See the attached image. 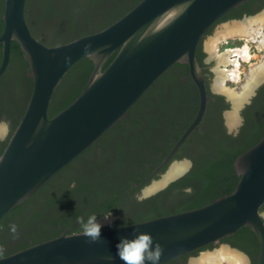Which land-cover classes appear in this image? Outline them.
I'll use <instances>...</instances> for the list:
<instances>
[{
    "label": "water",
    "instance_id": "95a60500",
    "mask_svg": "<svg viewBox=\"0 0 264 264\" xmlns=\"http://www.w3.org/2000/svg\"><path fill=\"white\" fill-rule=\"evenodd\" d=\"M249 0H140L104 29L67 43L46 46L35 38L25 20L26 0H3L0 33V76L10 59L11 42L17 43L32 78V90L18 124L0 154V221L57 173L68 166L120 120L145 92L174 64H185L198 94L196 113L149 178L168 167L177 150L201 122L208 94L196 48L209 28L226 12ZM87 46V51H85ZM115 53L110 63L105 62ZM87 58L93 69L79 95L63 110L48 117L53 93L66 72ZM218 72V71H217ZM218 75V74H217ZM259 77L254 86L262 82ZM214 79V84L215 81ZM253 86V88H254ZM212 90L217 92L214 87ZM254 92L251 89L250 93ZM249 93V95H250ZM229 110L239 111L227 96ZM226 125L229 130L233 126ZM0 126V134L3 132ZM187 167V162H183ZM167 179V172L152 191L164 189L184 174ZM165 168V169H166ZM238 181L228 195L200 208L113 228H101L92 242L84 232L61 235L0 257V264H124L116 255L121 237L148 233L153 247L167 264L210 244H217L243 227L258 242L256 264H264V137L238 155L233 163ZM223 247L236 249L223 245ZM150 264V262H146Z\"/></svg>",
    "mask_w": 264,
    "mask_h": 264
},
{
    "label": "trees",
    "instance_id": "16d2710c",
    "mask_svg": "<svg viewBox=\"0 0 264 264\" xmlns=\"http://www.w3.org/2000/svg\"><path fill=\"white\" fill-rule=\"evenodd\" d=\"M139 1L84 0L78 4L76 0H26L25 20L35 36V26L39 28L51 21L52 35L39 41L55 46L104 29ZM1 3L2 14L3 0ZM2 27L1 22L0 33ZM195 54L201 65L200 44ZM114 56L115 53L103 68ZM92 69L93 63L83 58L66 72L53 93L48 117L66 108L79 95ZM31 90L28 65L13 41L8 68L0 76V121H6L9 127L6 139L0 142V154L25 110ZM253 103L249 111L242 112L244 122L236 136L226 134L219 117L214 124L203 118L183 143L193 140L198 130H204L190 156L192 168L164 189L139 200L141 188L150 182L149 175L197 110L198 94L188 77V67L174 64L97 143L0 221V257L63 232H84L78 217H84L86 222L91 214L99 218L111 212L115 220L104 228H113L200 208L230 194L238 181L233 168L236 157L264 137V86ZM222 106L227 109V105ZM182 157L180 150L173 160ZM260 210H264V205ZM12 224L17 226L15 234L10 231ZM224 240L256 263L258 242L247 227Z\"/></svg>",
    "mask_w": 264,
    "mask_h": 264
},
{
    "label": "bare ground",
    "instance_id": "6f19581e",
    "mask_svg": "<svg viewBox=\"0 0 264 264\" xmlns=\"http://www.w3.org/2000/svg\"><path fill=\"white\" fill-rule=\"evenodd\" d=\"M264 13L254 18H248L244 21L234 23L232 25H226L224 29L210 40L208 49L214 52L215 58L219 64L223 65L217 74L218 78L213 85L215 90L227 94L237 106L242 103L249 95L254 84L259 77L264 75V55L262 59H258L256 62H252L249 53V44L255 45V49L258 52L264 53ZM238 40L242 42V47L239 46L235 49H227L224 53H216V49L219 45L226 44L228 41ZM248 64V71L242 73L240 71L241 65ZM230 67L227 69V67ZM241 73L244 74V81L241 79ZM240 85V91L238 87H228L226 82ZM228 125L234 126L237 122L236 114L229 113L226 119ZM174 163L170 170L167 172V179L172 178L180 174L186 167L184 163ZM159 184H152L145 191H152ZM244 264L243 257L236 251L228 248H222L219 251L211 254L201 256L194 260L192 264Z\"/></svg>",
    "mask_w": 264,
    "mask_h": 264
},
{
    "label": "flooded vegetation",
    "instance_id": "af4514ba",
    "mask_svg": "<svg viewBox=\"0 0 264 264\" xmlns=\"http://www.w3.org/2000/svg\"><path fill=\"white\" fill-rule=\"evenodd\" d=\"M251 1V2H250ZM264 8V0H249L245 3H243L242 5L233 8L235 9L234 11L229 10L228 12H226L222 17H220L210 28L209 30L206 32V35H208L212 29L214 28V26L218 25V24H224V23H230V22H236V21H240L243 19H247L250 17L255 16L256 14H258L262 9ZM1 10H2V3L0 0V24L2 22V14H1ZM231 11V12H230ZM3 24V23H2ZM34 26V25H33ZM35 35H33L35 38L39 39H45L49 36L52 35L53 33V28L51 27V25L47 26V25H41L39 26V28H36L35 26ZM204 39V38H203ZM202 39V40H203ZM202 40L199 43L200 44V58H201V70H202V74L204 77V81H205V86H206V90H207V94H208V99H207V106H206V110L204 113L203 118L204 119H208V123L210 124H214L217 121V118L219 117L220 119H222V126L226 132V134L231 135V136H236L239 131L240 128L243 125L244 119L242 116V112L245 110H250L251 107H253V102L254 100L257 98L258 95V91L261 87L264 86V81H262L260 84L257 85L256 89L253 92V95L251 98L248 99L247 102L244 103L243 107L241 108V110L239 111V118L240 121L238 123H236L231 130L228 129L227 125H226V120L224 117V113L229 110V101L227 100V94L223 93V92H215L212 90V87H214V80H213V85L210 84L212 78L214 77V79L218 78L217 75V67L215 66L216 64H218V60L215 58L214 56V52L210 51L208 48L205 50L202 47ZM238 41V40H230L227 43L230 44V46H240L242 43ZM228 44H222L220 45V47H218L216 49V53H220L222 50L226 51V46H229ZM254 47V45H253ZM0 61H1V46H0ZM189 77V76H188ZM220 101V103H219ZM222 105H227V109H223ZM207 107H209L207 109ZM202 118V119H203ZM202 121V120H201ZM201 123V122H200ZM199 123V125H200ZM198 125V127H199ZM5 126H7V133L6 135H4V133L2 132L0 134V142L4 141L8 135L9 132V127L8 124H6ZM198 127L196 129H198ZM195 131V130H194ZM204 132V130H198V134H196L195 138H193V140L187 142L186 144H182L181 147L177 150L180 151L183 155V157L181 159L185 160L188 164L186 167V170L184 171V173L186 174L191 168H192V160L190 159V156L192 155L193 150L197 147V139L199 138V134L201 135ZM191 135V134H190ZM189 135V137H190ZM188 139V138H187ZM184 143V142H183ZM178 159V160H181ZM158 173V172H157ZM156 173V174H157ZM156 174L154 176H152L151 179H156L158 176H156ZM151 176V174L149 175V177ZM147 188V187H146ZM142 189V188H141ZM139 200H141L138 197ZM144 199V198H142ZM264 211V210H262ZM64 233V232H63ZM218 245H226L229 246L230 248H233L230 246V244L225 241L224 239L220 240L219 243L217 244H210L207 245L199 250L193 251L187 255L181 256L179 258H176L175 260L167 263V264H192V262L195 260V258L197 255L202 254L204 252H209L210 250H213L216 246ZM226 248V247H225ZM229 249V248H228ZM236 249V248H233ZM232 250V249H230ZM237 251H239V254L243 257L244 259V264H256L247 253L242 252L238 249H236ZM234 251V250H233ZM238 253V252H237ZM193 259V260H191ZM257 261V260H256ZM222 264H227V263H222Z\"/></svg>",
    "mask_w": 264,
    "mask_h": 264
},
{
    "label": "clouds",
    "instance_id": "9594fccd",
    "mask_svg": "<svg viewBox=\"0 0 264 264\" xmlns=\"http://www.w3.org/2000/svg\"><path fill=\"white\" fill-rule=\"evenodd\" d=\"M85 51H87V46ZM0 124L6 125L7 122L0 121ZM186 191H190V189ZM110 217L111 212L103 216L104 221H109L110 224ZM78 222L81 224L85 236L90 238L92 242L100 239L103 224L98 222V217L95 214L89 215L86 222L84 217H78ZM10 231L15 234L17 226L15 224L10 225ZM116 249V255L124 264H146V262L158 264L162 254L161 246L157 243L153 247V239L148 233H138L131 239L127 236L121 237Z\"/></svg>",
    "mask_w": 264,
    "mask_h": 264
},
{
    "label": "rangeland",
    "instance_id": "374dc122",
    "mask_svg": "<svg viewBox=\"0 0 264 264\" xmlns=\"http://www.w3.org/2000/svg\"><path fill=\"white\" fill-rule=\"evenodd\" d=\"M57 1H59V0H57ZM84 0H76V2L78 3V4H82V2H83ZM33 10H32V14H33ZM262 13H264V8L258 13V14H256L255 16H253V17H250V18H254V17H256V16H259L260 14H262ZM248 19V18H247ZM245 19H243V21H244ZM240 21H242V20H240ZM240 21H236V22H230V23H224V24H218V25H216V26H214V28L212 29V31L208 34V35H206V37H204V39L202 40V47L206 50L207 49V47H208V45H209V43H210V40L211 39H213V38H215V36L217 35V34H219L223 29H224V27L226 26V25H232V24H234V23H237V22H240ZM51 24V21H45L44 22V25H50ZM263 27H264V25H263ZM240 43V42H239ZM242 43V42H241ZM229 46H226V49H228V48H230V47H234V46H230V44H228ZM237 46V45H236ZM255 46V45H254ZM218 47H220V45L218 46ZM249 49H250V51H249V53H250V56H251V61L252 62H256L258 59H262L261 57L264 55V53H261V52H258L257 50H255L254 49V47H253V45L252 44H249ZM225 50V49H224ZM224 50H222L219 54H222V53H224L225 51ZM216 67H217V70L219 71L221 68H223V65L222 64H216L215 65ZM230 67L228 66L227 67V69H229ZM241 69H240V71L242 70V73H244V72H247L248 71V64H242L241 65V67H240ZM241 73V79H242V81H244V79H245V77H244V74H242ZM213 80H214V77L212 78V80H211V82H210V84L211 85H213ZM262 81H264V79L262 80ZM226 84H227V86L228 87H238V91H240V85H236V84H233V83H231V82H226ZM257 87V86H256ZM256 87L254 86V88H252L253 90H255L256 89ZM252 95H253V93L251 94L250 93V95H248L246 98L247 99H249V98H251L252 97ZM247 102V101H246ZM245 103V102H244ZM0 126H1V124H0ZM7 126H3V133H4V135H6V133H7ZM177 162V164H180V163H183L185 160H183V159H181V160H176ZM174 164V162H172V163H170L169 165H168V167L164 170V172H162L160 175H159V177H157L156 179H154V180H160L161 178H162V176H164L165 174H166V172H168V170H170L171 169V167L172 166H174L173 165ZM176 164V165H177ZM185 174V173H184ZM183 174V175H184ZM183 175H181V176H183ZM180 176V177H181ZM179 177V178H180ZM150 186H152V181H150L147 185H145L141 190H140V193H139V195H138V197L139 198H141L142 197V191H144V189H147V188H149ZM147 187V188H146ZM162 190V189H161ZM160 191V190H159ZM158 191V192H159ZM157 193V192H156ZM155 194V193H154ZM154 194H152V195H154ZM151 194L149 195V196H146L145 198H147V197H150V196H152ZM261 213H263L264 214V211H261ZM104 216V215H103ZM103 216H101V217H99L98 218V222H100V223H102L103 224V227H106L107 225H109V221H104V218H103ZM110 219V223H112L114 220H115V216H113V215H111V217L109 218ZM222 248H225V247H223V245H218V246H216L213 250H210L209 252H204V253H202V254H199V255H197L196 257H193V258H195V260L196 259H198V258H200L201 256H204V255H207V254H211V253H215V252H217V251H219L220 249H222ZM191 260H193V259H191Z\"/></svg>",
    "mask_w": 264,
    "mask_h": 264
},
{
    "label": "built area",
    "instance_id": "2783aa9c",
    "mask_svg": "<svg viewBox=\"0 0 264 264\" xmlns=\"http://www.w3.org/2000/svg\"><path fill=\"white\" fill-rule=\"evenodd\" d=\"M226 44H228V43H226ZM241 47H242V45H240ZM239 46H234V47H230V48H228V49H235V48H238ZM254 49H255V46H254ZM227 50V49H226ZM256 50V49H255ZM249 51H250V49H249ZM258 51V50H257ZM243 64H245V63H243Z\"/></svg>",
    "mask_w": 264,
    "mask_h": 264
}]
</instances>
